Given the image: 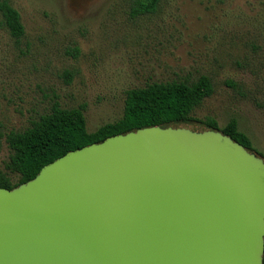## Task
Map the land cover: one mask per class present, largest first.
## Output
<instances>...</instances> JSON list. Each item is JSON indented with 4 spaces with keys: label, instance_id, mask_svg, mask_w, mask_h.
I'll list each match as a JSON object with an SVG mask.
<instances>
[{
    "label": "water",
    "instance_id": "water-1",
    "mask_svg": "<svg viewBox=\"0 0 264 264\" xmlns=\"http://www.w3.org/2000/svg\"><path fill=\"white\" fill-rule=\"evenodd\" d=\"M264 160L214 129L146 126L0 187V264H263Z\"/></svg>",
    "mask_w": 264,
    "mask_h": 264
},
{
    "label": "rangeland",
    "instance_id": "rangeland-1",
    "mask_svg": "<svg viewBox=\"0 0 264 264\" xmlns=\"http://www.w3.org/2000/svg\"><path fill=\"white\" fill-rule=\"evenodd\" d=\"M8 1L25 32L16 41L0 24L3 172L5 135L54 101L84 103L92 131L121 116L126 89L202 74L214 91L192 116L213 117L219 127L235 117L264 160V0H161L143 15L131 14V0Z\"/></svg>",
    "mask_w": 264,
    "mask_h": 264
},
{
    "label": "trees",
    "instance_id": "trees-1",
    "mask_svg": "<svg viewBox=\"0 0 264 264\" xmlns=\"http://www.w3.org/2000/svg\"><path fill=\"white\" fill-rule=\"evenodd\" d=\"M160 1L131 0V14L153 13ZM0 24L16 41L24 36L20 14L8 0H0ZM77 52L78 49L74 48V53ZM227 83L233 85L232 82ZM213 91V82L205 74L193 80L184 78L154 81L141 87L129 88L125 90L121 116L92 131L86 127L84 103L76 107H63L58 101H54L49 110L32 120L28 127L23 130H10L5 135L10 152L3 163L5 172L0 169V187L11 189L33 178L45 164L68 151L100 142L109 136L153 125L165 127L197 121L207 129L221 131L247 150L253 151L250 138L239 130L235 117L219 127L213 117L195 119L192 116V112ZM9 174H14L16 180L12 181Z\"/></svg>",
    "mask_w": 264,
    "mask_h": 264
}]
</instances>
